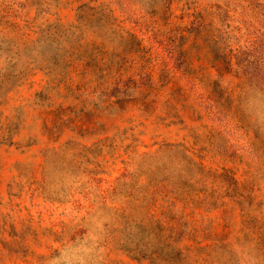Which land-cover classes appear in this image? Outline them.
<instances>
[{"label": "rangeland", "instance_id": "rangeland-1", "mask_svg": "<svg viewBox=\"0 0 264 264\" xmlns=\"http://www.w3.org/2000/svg\"><path fill=\"white\" fill-rule=\"evenodd\" d=\"M0 264H264V0H0Z\"/></svg>", "mask_w": 264, "mask_h": 264}]
</instances>
